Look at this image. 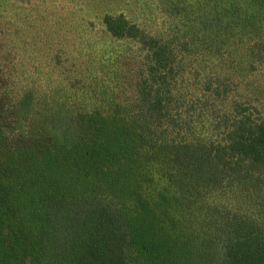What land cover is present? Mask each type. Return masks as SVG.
Listing matches in <instances>:
<instances>
[{
    "label": "rangeland",
    "instance_id": "obj_1",
    "mask_svg": "<svg viewBox=\"0 0 264 264\" xmlns=\"http://www.w3.org/2000/svg\"><path fill=\"white\" fill-rule=\"evenodd\" d=\"M187 1L182 8L176 4L164 9L156 5V0H0V109L9 110L11 124L42 134L48 131L51 147L67 164L56 163L57 174L69 179L75 171L79 175L86 171L88 176L82 160L94 149L93 142L101 138L106 145L111 140L107 132L98 138L93 136L100 119L109 130L137 134L127 125L130 123L115 115L116 100L121 97L137 110L144 101L156 99L158 91L172 101L175 111L185 105L182 99L187 95L195 100L194 105L181 109L189 112L186 118L173 115L160 134L152 131V137L160 141L177 132L174 128L179 118L184 120L179 126L189 138L213 135L224 146L228 144L224 141L230 139L225 133V113L240 110L245 123L264 122V36H259L264 34V24L260 29L254 22L259 37L249 35L242 39L246 42L242 46V34L228 31L219 19L225 6L237 12L240 0ZM242 1L264 18L260 6L264 0L258 4ZM112 13L125 15L144 33L175 48L182 64L173 65V70H162L155 62L149 64L153 55L147 46L136 39L113 36L107 30L104 18ZM237 19L242 17L238 15ZM185 35L195 39L197 45L186 42ZM237 48L243 50L240 58L234 55ZM199 57L205 72L196 67L190 70ZM236 73V77L231 76ZM117 87L122 88V94H118ZM96 100L97 105L93 103ZM37 156L38 152L22 146L7 174L8 180L14 182L6 184L3 214L9 221L4 226L5 239L16 249L20 264H35L34 214L29 207L37 202L32 191L37 183L35 171L28 164ZM73 156L79 157L77 164H73ZM17 176H29L27 189L20 180L15 181ZM76 183L75 188L80 189L79 179ZM164 189L153 188L151 198L157 200L160 192L171 188ZM11 190L19 194L12 196ZM243 198L227 196L224 206L205 210L209 215H204L205 220L198 222L194 231L198 250H203L209 241L225 238L236 226L233 220L250 212L258 202Z\"/></svg>",
    "mask_w": 264,
    "mask_h": 264
},
{
    "label": "trees",
    "instance_id": "obj_2",
    "mask_svg": "<svg viewBox=\"0 0 264 264\" xmlns=\"http://www.w3.org/2000/svg\"><path fill=\"white\" fill-rule=\"evenodd\" d=\"M240 2L237 12L225 6L219 19L228 31L242 34L239 44L244 46L242 39L257 36L254 22L260 28L264 18ZM258 3L259 0H253V4ZM176 4L182 8L188 1L156 0V5L164 9ZM263 4L260 6L264 10ZM238 15L242 19H237ZM104 24L111 35L136 39L147 46L153 55L149 64H160L162 70H173V65L182 64L175 48L144 33L125 15L112 13L104 18ZM185 37L186 42L197 45L191 36ZM234 55L242 57L243 50L237 48ZM200 63V57L196 58L190 70L196 67L205 72ZM186 73L191 75L189 70ZM231 76L236 77L237 73ZM117 88L118 94H122V88ZM158 93L152 102L144 101L139 110L126 103L124 97L116 100L115 115L130 123L127 125L136 129L137 134L109 130L100 119L93 136L110 133V142L103 145L101 138L93 142L89 157L81 158L88 176L86 171L81 175L75 171L69 179L57 174L55 164H67L51 147L48 131L42 134L21 124H11L9 110L0 109V264H20L16 249L5 239L4 226L9 218L3 214V207L6 184L14 182L8 180V170L22 146L39 153L28 164L35 171L37 183L32 190L37 202L29 207L34 214L35 264H264V122L245 123L240 110L225 113V133L230 139L224 141L228 143L224 146L213 135L189 138L180 128L184 120L179 118L174 128L177 132L166 140H155L152 131L160 134L161 127L167 128L173 115L186 118L184 115L189 112L181 109L195 104L190 96L181 97L185 105L175 111L172 101L161 91ZM96 102L93 103L97 105ZM71 159L77 164L79 157ZM16 178L13 180H20L27 189L29 176ZM76 179L82 184L80 189L74 186ZM156 186L171 189L160 192L153 200L152 189ZM11 191L12 196L19 194ZM227 196L258 202L250 212L233 220L236 226L226 229L229 231L225 238L209 241L203 250H198L194 244L196 224L209 215L206 209L224 206Z\"/></svg>",
    "mask_w": 264,
    "mask_h": 264
}]
</instances>
